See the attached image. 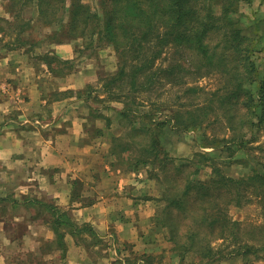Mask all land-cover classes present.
Segmentation results:
<instances>
[{
	"label": "trees",
	"instance_id": "trees-1",
	"mask_svg": "<svg viewBox=\"0 0 264 264\" xmlns=\"http://www.w3.org/2000/svg\"><path fill=\"white\" fill-rule=\"evenodd\" d=\"M3 1L9 15L14 16V22L0 16V23L17 26L18 30L21 28L17 42H30L29 46L35 48L37 43L23 38V34L33 31L36 28L34 23L39 20L40 25L49 30L47 36L56 39L51 44L88 39L92 46L94 42L104 43L116 51L118 68L105 78L104 92L116 95L114 99L123 102L124 108L119 116L121 121L128 122L130 136L151 139L145 145L149 155L146 153L147 157L136 160V165L154 167V163L159 162L162 172L166 173L165 179L170 184L160 202L168 205L164 210L160 208L158 219L180 252V264H185L190 253L199 254L210 262L216 261L221 256H217L219 250L212 246L213 242L222 239L226 242L229 238L232 241L228 246L237 245L230 255L243 256L247 264L264 256V237L257 241L261 244L256 247L252 242H244L241 224L228 216L229 206L240 205L247 198L249 189L254 191L255 187L259 188L258 195L264 208V173L255 170L248 178L235 179L224 174L219 166L209 163L219 165L214 154L197 153L175 165L170 174L166 157L159 158L161 152L157 151L153 158L150 155L166 129L198 130L206 122L221 123L224 118L232 136L217 138L202 146L213 149L227 140L249 143L252 138L247 140V137L251 133L264 131V77L259 79V66L253 58L257 39L245 32L240 24L241 4H251L253 0H100V8L97 5L93 8L82 0ZM26 8L34 14L36 10L38 18L25 17ZM56 22L59 27L55 29ZM5 31L0 25V33ZM4 38L5 35L0 36V41ZM4 46L22 49V45ZM170 53L180 57L167 59L165 65H159V61ZM57 60L62 63L54 57L51 61ZM210 72L218 73L223 84L216 91L206 92L211 96L208 104L182 103L172 110L170 116L156 119L152 111L157 109L153 107L152 98L157 97L159 93L156 95V91L161 86L175 85L183 95H194L202 89L189 85L186 78ZM90 88L88 85L77 94L90 96ZM143 94H147V105L151 110L144 114L139 109L145 104L137 100ZM216 103H219L220 114L210 118L209 111H216L212 108ZM168 123L171 124L169 127L166 126ZM121 148L122 153L131 151L129 144H123ZM194 159L198 168L178 181L184 171L190 170ZM202 165L213 169L207 180L197 176L204 168ZM181 182H184L183 186ZM172 208L182 213L175 222L173 215L176 213ZM179 223L186 226L184 231ZM261 229L263 231L264 227ZM251 255L256 258L252 260Z\"/></svg>",
	"mask_w": 264,
	"mask_h": 264
},
{
	"label": "crops",
	"instance_id": "crops-1",
	"mask_svg": "<svg viewBox=\"0 0 264 264\" xmlns=\"http://www.w3.org/2000/svg\"><path fill=\"white\" fill-rule=\"evenodd\" d=\"M50 45H0V264L166 263L156 184L112 154L113 112L77 94L96 71Z\"/></svg>",
	"mask_w": 264,
	"mask_h": 264
},
{
	"label": "rangeland",
	"instance_id": "rangeland-1",
	"mask_svg": "<svg viewBox=\"0 0 264 264\" xmlns=\"http://www.w3.org/2000/svg\"><path fill=\"white\" fill-rule=\"evenodd\" d=\"M82 1L85 4H90L91 6H93V8H96V5L100 8V0ZM24 10L25 17H34L35 19L38 18L36 10L35 14L30 10V8H26ZM239 12L240 16L242 15L240 17L241 27L245 32L251 33V35L257 39L256 50L254 52L253 58L259 66L258 75L259 79H261L264 77V0H253L251 4L243 2L241 4ZM0 15H2L1 17L9 18L11 21H13L14 19V16L9 15L6 2L3 0H0ZM60 17L62 18L61 15ZM34 24L36 25V28H33V31H27L28 33H24L23 38L27 40L32 39L31 41L36 42L37 45L35 46V48L29 46L30 42L27 44H25V42L23 43L22 41L17 42L16 39L21 28L19 27L18 30L17 26H10L9 24L5 23H0V25H3L6 30L4 34L0 33L1 36L5 35L4 40L0 41V45H22V49H25L26 51L29 48L30 52H27H29L30 54L35 53L36 50L38 52H41L42 54V50L47 48L51 44V42L55 41L56 39L49 38V36H47L46 32H48L49 30L40 25L39 20H36ZM58 27L59 24L58 22H56L54 28L56 29ZM259 36H262V38H259ZM65 43H72L76 48V52L79 55V58L73 61L74 64H79L82 67L91 66L94 73L96 71L97 82L91 85L90 96L93 97L97 102L96 105L98 108V112H113V115H115L113 120H109L111 122L109 131L112 138V146L114 147L112 154L116 156V159L118 161H123L126 165H128L129 171L133 172L136 177L144 175L147 177V180L150 182L151 186L156 184V192L162 198L167 190V187L169 188L168 185L170 183L165 179L166 173L164 174L162 172L161 168L159 167V162L154 163V167L136 165V160H138L139 158L143 159L145 155V157L149 155V152L146 151L145 145H148V143L151 141L150 137L144 138V136H130L131 128L129 127L128 122L121 121L119 116V112L124 108L123 102L118 101L117 99L115 100L114 97H116V95L104 92V84L106 83L105 78L108 75L116 72L118 68V57L116 51L112 47L106 46L104 43L99 44L97 42H94V45L92 46L91 41L88 39L68 41ZM55 44L57 43H53L51 45ZM80 47L82 48L80 49ZM177 57H180L179 54L170 53L169 56H164L159 61V65H165L167 63V59H178ZM61 61L62 63L58 61V64H65V60L62 59ZM79 65L76 66L79 67ZM71 70L73 71L74 69ZM186 79L189 81V85L194 87L198 86L202 89V91H200L199 93H194V95L185 96L183 95V92L180 90V88L175 85H168L166 87L161 86L160 89L157 88L158 90L156 89V95L158 93L159 94L157 95V97L155 96L152 98V100L154 101L153 107L157 109L155 111H152L153 114H155L156 119L161 120L166 116H170V114H172V110L182 103L185 105H189L191 102H199L204 105L208 104L211 96H209L210 93L206 92L216 91L223 84V78H221L218 73L213 72L203 74L196 73L193 75H189ZM255 86L253 88H256ZM147 97V94H143L137 99L138 102H143L145 104L139 109L143 114L145 112L151 111L148 107L149 105H147L149 104ZM218 106L219 103L213 105L212 108H214L216 111H209L210 118L217 117V113L220 114L221 110H218ZM135 109L137 110L138 107L135 106ZM219 117L222 116L220 115ZM170 125V123L166 124L167 127H169ZM231 136L232 134L229 132L228 125L227 123H225L224 118L222 119L221 123L210 124L206 122L205 125H203L202 128H199L198 130H189L185 132L183 130H178L177 128L166 129L164 134L162 136L160 135L159 137L160 143L153 150V152L150 153V155H152L153 158L157 151L161 152L159 158L166 157V160L168 162L167 172L170 174L174 171L175 165H179L182 161L191 159L197 153L214 154L217 157L216 160L218 161L219 165H215L213 162L209 163L213 164L214 166H219L224 174H227L228 176L235 179L248 178L249 175L253 174L255 170H260V172L264 173V131H261L259 133L257 132L256 134L251 133V135L247 137V140L248 138H252L249 143L245 142L243 144H240L239 141L228 142L227 140L216 149L202 147L204 143H210L217 138H231ZM114 137H117V139L114 140ZM123 144H129V146L131 147V151L122 153L121 147H123ZM190 164L192 165L190 170L188 169L184 171V173L180 177H178V181L186 178L185 175L189 174V171H194L195 168H198L196 166L195 159ZM212 170V167L207 165L202 169V171H199L197 176L201 180H207L210 178ZM183 184L184 182H181V186H183ZM258 192V187H255L254 191L253 189H249V191L247 192V198H244L240 205H238V203L230 205L228 210V216L234 221H237L241 224V238L243 239V241L252 242L255 247L261 244V242L257 243V241H260L261 237H264V230L262 231L261 229L262 227H264V208ZM159 203L162 210H164L165 206L168 205L167 202H160V200ZM172 209H174L176 213V215H173L175 222L182 213L181 210L177 208ZM179 225H182L184 227L182 228V230L184 231L186 226L183 223H179ZM250 231H252L251 234L249 233ZM209 240H211V238H209ZM229 240L224 242V240L222 239L218 241L215 240L213 242L212 246L219 250L217 256H221V258L217 259L216 261L210 262L207 261L208 259L206 258L203 259V257L199 254L192 255V253H190L185 259V264H247V262L243 260V256L237 255V257H234V255H230L231 252L235 250L234 248L237 245L231 244L230 246H228L232 239L229 238ZM204 242H206V240H204ZM190 244L191 242L189 241L188 246H190ZM178 253L180 254V252L177 251V256L169 259V261H167L166 263L165 258H163V260H160V262H164L163 264H180ZM251 258L252 260H254L256 257L254 255H251ZM253 264H264V256L259 260H254Z\"/></svg>",
	"mask_w": 264,
	"mask_h": 264
}]
</instances>
